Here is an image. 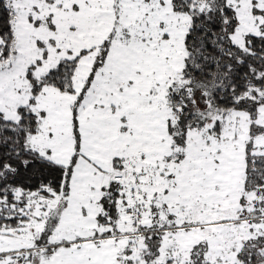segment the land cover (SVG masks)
I'll return each instance as SVG.
<instances>
[{
    "label": "snow or ice",
    "instance_id": "1",
    "mask_svg": "<svg viewBox=\"0 0 264 264\" xmlns=\"http://www.w3.org/2000/svg\"><path fill=\"white\" fill-rule=\"evenodd\" d=\"M0 264H264V0H0Z\"/></svg>",
    "mask_w": 264,
    "mask_h": 264
}]
</instances>
